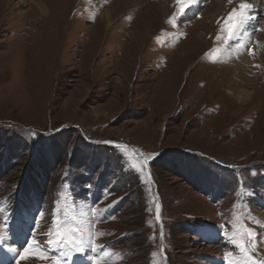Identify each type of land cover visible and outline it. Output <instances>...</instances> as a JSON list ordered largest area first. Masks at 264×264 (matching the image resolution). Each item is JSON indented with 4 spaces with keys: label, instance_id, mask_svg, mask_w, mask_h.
Listing matches in <instances>:
<instances>
[{
    "label": "rangeland",
    "instance_id": "rangeland-1",
    "mask_svg": "<svg viewBox=\"0 0 264 264\" xmlns=\"http://www.w3.org/2000/svg\"><path fill=\"white\" fill-rule=\"evenodd\" d=\"M162 2L0 0V264H264V0Z\"/></svg>",
    "mask_w": 264,
    "mask_h": 264
},
{
    "label": "bare ground",
    "instance_id": "bare-ground-1",
    "mask_svg": "<svg viewBox=\"0 0 264 264\" xmlns=\"http://www.w3.org/2000/svg\"><path fill=\"white\" fill-rule=\"evenodd\" d=\"M159 1V0H158ZM249 2H251V0H247ZM117 2V1H116ZM114 2V4L116 3ZM121 2V1H120ZM254 2V1H253ZM169 3V2H168ZM249 4V3H248ZM37 5L39 6L38 8H40V12L41 14L44 13L43 12V6L40 2L37 3ZM94 5V4H92ZM162 14L166 13L169 9V4H167L166 0H163L162 2ZM251 5V4H249ZM46 6V5H45ZM118 6V5H117ZM252 6V5H251ZM111 9H115V7H109L107 9H105L99 16V18H103L105 19L106 22L110 23V15H111ZM209 17L211 19V22L215 19L213 17V15L209 12ZM205 18V17H204ZM204 21H206L204 19ZM204 21L202 23H204ZM201 23V24H202ZM213 23V22H212ZM211 23V24H212ZM195 24V23H194ZM244 27H246L247 29L244 31ZM200 29V30H199ZM195 30V31H194ZM193 31H194V38L196 39H202L206 33L204 32L203 30V27L202 26H193ZM254 33L253 30L250 29V26L248 25V18L244 20V22L238 27L237 29V32L235 33L233 39H229V44H231V49H229V52L230 53H234V52H237L239 51L240 54H238L237 58L235 59L233 56H230L231 60H235L237 64L236 65V68L235 69V72L236 73H239V72H248L250 69H249V65H251L252 63H255L252 61V57L253 55H248L246 53V46H244L243 44H245V42H251V40L254 39V37L252 36ZM251 36V37H250ZM192 37V36H191ZM186 40V39H185ZM190 40V39H189ZM263 40H264V37L263 35L260 33V36H258V39H257V44H256V51H262L263 50ZM188 41V40H187ZM239 48V49H238ZM223 57V56H222ZM238 76V75H237ZM253 80H251L250 78H247V83L249 85H251L253 82ZM230 93V92H229ZM231 94L235 95L234 92H232ZM236 99H238L239 101H242L244 100L247 96L240 93H236L235 95ZM259 216V215H258ZM257 218V217H256ZM259 218V217H258ZM257 222V220H256ZM263 224H264V219L263 221H261ZM260 222V223H261ZM4 243V245H2V247H0V258L1 256L4 257L3 258V262H6L7 260H9L10 258H12V255L13 253L15 252H19V250L23 249L24 246H19L17 247L16 245H5V244H9V241L7 240H3L0 238V245ZM84 263V261H76V263H72V264H82ZM71 264V263H70Z\"/></svg>",
    "mask_w": 264,
    "mask_h": 264
},
{
    "label": "snow or ice",
    "instance_id": "snow-or-ice-1",
    "mask_svg": "<svg viewBox=\"0 0 264 264\" xmlns=\"http://www.w3.org/2000/svg\"><path fill=\"white\" fill-rule=\"evenodd\" d=\"M229 2H231V0H229ZM187 7H188V4H185L184 8H181L180 11L183 12ZM249 7H251V5H249L248 3L241 2L238 6V9L234 8L233 11L231 13H229V15L227 17V21L229 24L228 29H227V31L229 33V39L232 38V36L235 34L238 27L244 22L245 19H247L246 10ZM237 13H239L238 19H234L235 17H237ZM249 54H251V50H249ZM157 219H159V206H157ZM54 223H55V221H54ZM62 235L63 234L59 230L56 232V241H55L56 243L61 242ZM249 235H250V232H249ZM90 239H91V237H89L88 240H85L83 238L77 240L76 243L73 245L75 248V251H77V252L83 251L84 248L90 242ZM232 242L239 247V249L242 253H245V254L247 253V248L244 246V242L242 239L241 240L233 239ZM49 243H53V241L50 240ZM27 251L28 250L25 249L26 253H27ZM56 264H59V261H56ZM93 264H98V262H96L94 260Z\"/></svg>",
    "mask_w": 264,
    "mask_h": 264
}]
</instances>
